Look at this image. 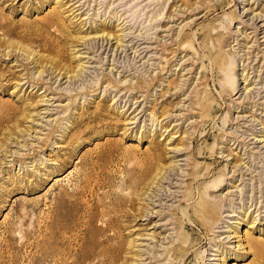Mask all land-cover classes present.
<instances>
[{
    "label": "rangeland",
    "instance_id": "rangeland-1",
    "mask_svg": "<svg viewBox=\"0 0 264 264\" xmlns=\"http://www.w3.org/2000/svg\"><path fill=\"white\" fill-rule=\"evenodd\" d=\"M216 183L209 231L181 208ZM82 242L264 264V0H0V264L83 262Z\"/></svg>",
    "mask_w": 264,
    "mask_h": 264
},
{
    "label": "bare ground",
    "instance_id": "bare-ground-1",
    "mask_svg": "<svg viewBox=\"0 0 264 264\" xmlns=\"http://www.w3.org/2000/svg\"><path fill=\"white\" fill-rule=\"evenodd\" d=\"M249 6V5H248ZM75 9V8H74ZM247 11H251L252 12V9L249 7L248 8V10ZM255 17H254V19H251V27L250 28H252L253 30H254V32H256V30H258L259 28H257V25L255 24L256 22V19L258 20H261V16L260 15H254ZM55 19V18H54ZM106 37H108L109 38V36H105V39H106ZM256 36L254 35V38H255ZM82 38V37H81ZM108 38L106 39V41H107V43L109 42L108 41ZM188 38V35L187 34H185V33H182L181 35H180V41H182V40H185V39H187ZM115 39H116V43L120 40H122L121 38H117V37H115ZM103 41V40H102ZM179 41V42H180ZM257 40H256V38H255V41L254 42H256ZM120 43V42H119ZM102 44V43H101ZM116 45H119V44H116ZM256 48V47H255ZM135 54V53H134ZM8 56H11V54L9 53V54H7ZM6 56V55H5ZM7 57V56H6ZM244 70V69H243ZM67 73L66 72H63L62 74L61 73H59L58 72V74L57 75H59V76H61L62 78H64L65 76H67L66 75ZM245 80V79H244ZM230 84V86H229V88L230 89H232V90H235L236 89V85H237V81H236V79L233 77V79L231 80V82L229 83ZM178 88V87H177ZM177 88H175V90L177 89ZM178 90H179V88H178ZM179 151L180 150H178V149H174V151H172V152H174V153H179ZM161 169V168H160ZM158 170V172L156 173V175L154 176L155 178H153L154 180H152V181H150L149 182V184H148V186H147V188H146V190L141 194V195H143V194H145L146 192H147V190H151V188L150 187H152V185L153 184H157V182H155L156 180H158V181H160V180H162V178L164 179V176H165V174H167V172H163L162 173V171L161 170ZM164 169V168H163ZM171 169V168H170ZM169 169V170H170ZM233 169V168H232ZM167 171V170H166ZM223 175V174H222ZM159 176V179H157V177ZM187 176H189V174L187 175ZM225 176V175H224ZM168 177V176H167ZM197 179V178H196ZM222 179H223V176L221 177V178H219V183L222 181ZM163 181V180H162ZM159 184V183H158ZM157 184V185H158ZM218 183H216L215 185H212V186H209V187H206L207 188V192H208V195L206 194V195H199V198H200V200L201 201H199L195 206L194 205H192L191 204V207L189 208V207H186V208H181L182 209V212H183V214L182 215H188V216H191L192 217V219H189V218H187V220L189 221V222H193V224H196L197 226H206V227H208V229H209V231L211 230V229H213L212 228V226L213 225H215V223H218L219 221V213L221 212L220 210H221V208H222V206L221 205H218L217 203H220V202H217V201H213V200H215V199H211V198H213V197H211L213 194H212V192L213 191H215V190H218L219 189V187H220V185H217ZM188 185V184H187ZM186 187V186H185ZM154 189V188H153ZM157 190H159V189H157ZM168 192V191H167ZM167 192H165V197L166 198H168L169 196H172V197H174V195H173V193H171L170 191H169V195L167 194ZM206 192V193H207ZM148 194V193H147ZM210 194H212L211 196H210ZM208 196V197H207ZM142 197V196H141ZM141 197H139V198H141ZM159 197H161V195L159 196ZM165 198V199H166ZM183 198H185V196L183 197ZM186 198H191L190 196H188V197H186ZM188 199V200H189ZM141 200V199H140ZM160 200H161V198H160ZM159 200V201H160ZM187 200V199H186ZM133 202V201H132ZM188 204H186V206H187ZM190 205V204H189ZM193 208V209H192ZM134 209V208H133ZM146 209V208H145ZM144 209V210H145ZM138 210V209H137ZM140 210V209H139ZM133 211V210H132ZM133 215V214H132ZM139 215V214H138ZM140 215H141V217L142 216H148V217H150L151 215L149 214V213H147L146 212V210L145 211H140ZM158 216V215H157ZM136 216L134 215V217L133 218H135ZM149 219V218H148ZM110 220V219H109ZM88 222H89V220H88ZM210 222V223H209ZM84 223V222H83ZM87 223V222H86ZM113 223V222H112ZM182 223V222H181ZM186 223V222H185ZM81 224V223H80ZM188 224V223H187ZM230 224H232V223H230ZM235 224H238L237 222H235ZM113 225V224H112ZM182 225H183V223H182ZM191 225V224H190ZM83 226H85V225H83ZM105 226H106V228H105V230L106 231H109L110 233H113L112 235H110V237H109V239L108 240H110V238L111 239H113L114 237H115V233H116V231L114 230V228H113V226H111V224H109V221L107 220L106 222H105ZM88 227H89V224H88ZM184 227V226H183ZM233 227V226H232ZM79 228H80V226H79ZM82 228V227H81ZM85 228V227H84ZM116 228V227H115ZM194 228V227H193ZM83 229V228H82ZM84 231H85V229H83ZM117 230V229H116ZM206 230H207V228H206ZM81 231V230H80ZM66 233V232H65ZM78 233V232H77ZM108 234V233H107ZM246 234V233H245ZM63 236V235H62ZM61 236V237H62ZM67 236V234L65 235V237ZM235 237V236H234ZM67 238V237H66ZM71 238V237H70ZM236 238V237H235ZM68 239V238H67ZM66 239V240H67ZM88 239H90V238H88ZM92 240H93V238H91ZM90 239V240H91ZM48 240V239H47ZM64 240H65V238H64ZM87 240V239H86ZM106 240V239H105ZM61 241H62V238H61ZM60 241V242H61ZM94 241V240H93ZM92 241V242H93ZM135 241H136V239H134V240H131V241H129V247L132 249L134 246H137V245H140V244H136L135 243ZM88 242V241H87ZM91 242V243H92ZM62 244H63V242H61ZM84 243H86V241L84 242ZM101 243V242H100ZM99 243V244H100ZM104 243V242H103ZM203 243V242H202ZM246 243L248 244V247L249 248H252L254 251H259L260 250V247H258L256 244H254V243H252L250 240H248L247 239V241H246ZM82 244H83V242H82ZM93 244V243H92ZM88 245H90L91 246V244L89 243ZM94 245H95V243H94ZM61 246V245H60ZM85 246V247H84ZM87 245H85V244H83V247L85 248H81V249H79L78 251H79V253H77V255H80L81 256V258H83L82 260H83V262H79L80 260H78L77 261V259L78 258H76L75 260L77 261H74V262H70V259L68 260L70 263H65V262H63L62 264H85V263H88V264H110V262L111 261H109V256L108 255H105V250H102V249H98L97 248V246H95L98 250L95 252V250H96V248L94 249L93 248V251H88L87 249H88V247L89 246H87ZM39 247V246H38ZM37 247V248H38ZM77 247V246H76ZM93 247V246H92ZM238 247H240V248H242L239 244H238ZM78 248H80V247H77V249ZM61 249H62V246H61ZM61 249H59V252H60V250ZM64 249H66V248H64ZM90 249H92L91 247H90ZM135 249V248H134ZM133 250V249H132ZM66 251H67V249H66ZM69 251H71V250H69ZM77 251V250H76ZM58 252V253H59ZM68 252V251H67ZM131 252V251H130ZM172 254H171V256H170V258L172 259V258H174L175 259V257L178 255V256H180L181 257V261L182 260H184V259H186L187 257H188V255H189V253H188V249L187 248H184L180 243H177L174 247H173V249H172ZM179 252V253H178ZM76 253H74V254H76ZM138 253V252H137ZM64 254H65V252H64ZM71 256H72V254H70ZM76 255V256H77ZM65 256H66V254H65ZM101 257V259H100V257ZM106 257L105 259H102V257ZM140 256V254H138L136 257H139ZM58 257V256H57ZM61 257V259H62V256H60ZM67 257V256H66ZM73 257V256H72ZM71 257V259H74V257L72 258ZM236 257V256H235ZM59 258V257H58ZM57 258V259H58ZM69 258V257H68ZM80 258V257H79ZM141 258V257H140ZM140 258H137V262H139V260H140ZM223 258H225V256L223 257ZM60 259V258H59ZM67 259V258H66ZM81 260V261H82ZM84 260H86V261H84ZM173 260V259H172ZM223 260V259H222ZM56 261V260H55ZM59 261V260H58ZM62 261V260H61ZM60 261V262H61ZM67 260H66V262H68ZM180 261V260H179ZM187 262V261H186ZM223 262V261H222ZM203 263V259H202V262H200L199 264H202Z\"/></svg>",
    "mask_w": 264,
    "mask_h": 264
}]
</instances>
